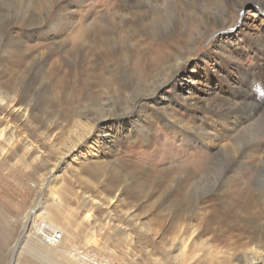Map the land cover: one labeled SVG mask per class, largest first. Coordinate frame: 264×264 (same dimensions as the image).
Returning a JSON list of instances; mask_svg holds the SVG:
<instances>
[{"label":"rangeland","instance_id":"obj_1","mask_svg":"<svg viewBox=\"0 0 264 264\" xmlns=\"http://www.w3.org/2000/svg\"><path fill=\"white\" fill-rule=\"evenodd\" d=\"M251 1L0 0V264H264V85L239 72L264 75ZM43 208L63 241L28 226L21 247Z\"/></svg>","mask_w":264,"mask_h":264},{"label":"bare ground","instance_id":"obj_2","mask_svg":"<svg viewBox=\"0 0 264 264\" xmlns=\"http://www.w3.org/2000/svg\"><path fill=\"white\" fill-rule=\"evenodd\" d=\"M31 1V3H32V0H30ZM52 1H54V0H33V4H36V5H38L39 6V8L41 9V8H43V9H45V8H47L48 7V4H50ZM59 1V0H58ZM144 1V0H143ZM148 4H149V2H150V0H145ZM195 1H197V2H200V3H202V1L203 0H195ZM260 1V3H263L262 5L264 6V1L263 0H259ZM139 2V1H138ZM168 2V1H167ZM99 3V2H98ZM251 3L252 4H255L256 2L255 1H251ZM59 4V3H58ZM35 5V6H36ZM52 5V4H51ZM164 5H166V4H164ZM203 5V4H202ZM261 5V6H262ZM197 6V5H196ZM255 6L257 7V8H259L260 9V11L263 13L262 15L263 16H258L257 14H255V16H257V18H261L260 19V23H264V9L260 6V4L259 3H256L255 4ZM244 8V7H243ZM242 8V9H243ZM258 9V10H259ZM47 10V9H46ZM243 13V12H242ZM247 13H250V11H248ZM171 15L169 14L167 17H169L168 19H170L171 17H170ZM245 16H246V13H245ZM33 17V16H32ZM167 17H165V18H167ZM28 19V18H27ZM191 19V18H190ZM46 22V21H45ZM44 22V23H45ZM244 23L246 24V22L244 21ZM26 26H29V24H25ZM243 26H244V24H243ZM242 26V27H243ZM246 26V25H245ZM244 29V28H243ZM159 32V36L162 34V31L160 30V29H157L156 31H155V34H157ZM155 38V37H154ZM174 39H175V37H174ZM94 40V39H93ZM183 40V39H182ZM174 41V40H173ZM178 41V40H177ZM176 42V41H175ZM175 42L174 43H172V44H166V43H157V44H155L156 46H155V48H153L152 49V52H153V54L152 55H149V56H151V60H150V62H149V66L151 67V68H153V69H156L157 68V66H159L160 64H162L164 61H169V56L171 55V52L170 51H172V49L171 48H174L175 46ZM100 44V43H99ZM237 44L236 45H233L232 47H231V49H237ZM153 47V46H152ZM151 50V49H150ZM192 55V54H191ZM136 62V61H135ZM140 62V61H139ZM138 62V63H139ZM190 62V60H187L184 56L182 57H179L177 60H176V62L174 63V67H173V74H175V75H173V77L174 78H177V77H179V78H177V79H179L178 80V84L179 83H181L182 81L181 80H183L184 78L183 77H181L179 74H180V68H181V66L182 65H184L185 63H189ZM205 62V61H204ZM141 63V62H140ZM139 65V64H138ZM138 68V67H137ZM136 68V69H137ZM144 70V69H143ZM239 72H240V75L243 77V78H241L240 80H241V84H243V85H245L246 87H247V89L248 88H254V87H258V89H257V92H260V87H262V85H264V78L261 80V77H264V75H261V76H255V73H253V72H251V71H247L246 69H244V68H241L240 70H239ZM177 76V77H176ZM212 76V75H211ZM157 83H158V81H157ZM156 83V84H157ZM164 83V82H163ZM192 83H193V81H192ZM141 85V84H140ZM180 85V84H179ZM215 86V85H214ZM139 87V86H138ZM147 87V86H146ZM150 87V86H149ZM238 90V88H236V91ZM152 91V90H151ZM159 91V89H156V92H158ZM239 91V90H238ZM154 92H155V90H154ZM155 92V93H156ZM251 91H248V90H243L242 92H241V94H243L244 93V95L245 94H248V93H250ZM261 93H262V91H261ZM8 99V98H7ZM249 107H251L252 108V110H251V112L253 113H256L257 114V110L256 109H259V106L257 105V104H254V105H248V106H245V107H233V108H231L230 109V114L232 115V114H234V115H236L235 114V111H236V113H238L237 111H239V113L240 114H250V118L252 117V116H254L253 114H251L250 113V111H249ZM101 110L103 111V113L104 114H109L110 116H112L110 113H108V111H106L105 110V108L104 107H101ZM117 114H115V116H116ZM140 117V116H139ZM249 117V116H248ZM108 118H111V117H108ZM247 118V117H246ZM105 120V119H104ZM251 121V120H250ZM246 122V121H245ZM121 123H118L117 124V127H116V130H117V132L121 129ZM119 127H120V129H119ZM85 130V129H84ZM86 131H82L81 132V134H82V136H83V134L85 133ZM121 132V131H120ZM119 132V133H120ZM79 133V132H78ZM131 133V132H130ZM82 139V138H81ZM69 145V144H68ZM65 146V145H64ZM31 147V146H30ZM220 152H221V149H220ZM225 153V152H224ZM229 153V152H228ZM229 155V154H228ZM232 155V154H231ZM233 156V155H232ZM231 156V157H232ZM247 156H248V154H247ZM242 157H243V155H242ZM248 157H250V155L248 156ZM234 158V157H233ZM243 161V160H242ZM263 161V160H262ZM239 162H241V161H239ZM223 173V172H222ZM196 184H198V183H196ZM193 191V190H192ZM55 194V193H54ZM57 194V193H56ZM55 198V200L57 199V195H55L54 196ZM43 205V204H42ZM57 222V223H56ZM63 222L64 221H61L60 219H58V217L55 215V213H54V211H52V210H48L47 208H43V212L42 213H40V210H37V209H33V210H31L30 212H28V214L26 215V219H25V222H24V229H23V232L21 233V235H20V237H19V239L20 238H22V241H21V243H20V246L22 247V245H25L24 243H25V239H26V243H28L29 244V240H33V241H35V237H36V239L38 240V242H41L42 244H43V246L44 247H46L48 250H53L54 249V247L56 246V245H58V244H60L62 241H63V236H65V234H64V232L62 231L63 229L61 228V224H63ZM31 224V225H30ZM28 226H32L33 228H34V230H35V232L38 234L37 236H35L34 237V235H32V233H30L29 232V228H28ZM66 229V228H65ZM68 230V229H67ZM35 233V234H36ZM9 238V235L7 234V231H5V229L3 228V226H2V224H1V221H0V243H1V245H2V247L4 248L5 247V245L8 243V239ZM19 239H18V241H19ZM91 239H92V237H91ZM88 240L87 242H92V240ZM18 241H17V244L16 245H18ZM19 246V247H20ZM6 247H7V245H6ZM20 247V248H21ZM59 251L60 252H57V251H55V252H57L58 254H60V256H63L62 255V250L61 249H59ZM66 251H67V249H66ZM65 251V252H66ZM74 255H76V256H79L80 254L79 253H77L75 250H74ZM182 255H183V257H185V255H186V246H184V248H183V251H182ZM82 256V255H81ZM1 258V261H4L5 260V258L6 257H4V258H2V257H0ZM84 258L88 261L89 259H90V257H87V256H84ZM209 258V257H208ZM27 259V258H26ZM28 259H29V257H28ZM6 261V260H5ZM26 261V260H25ZM45 261V260H44ZM43 260H42V263L43 264H59V263H48V262H44ZM92 261V260H91ZM14 259L11 261V264H14ZM27 262V261H26ZM10 263V262H9ZM31 264H38L37 262H35V261H31L30 262ZM26 264V263H25ZM74 264H79V261H77L76 263H74ZM247 264H248V262H247Z\"/></svg>","mask_w":264,"mask_h":264}]
</instances>
